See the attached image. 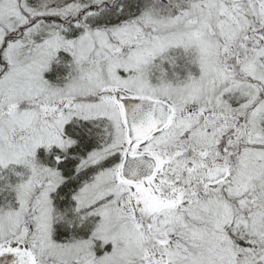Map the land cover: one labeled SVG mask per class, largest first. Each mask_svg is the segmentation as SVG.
Masks as SVG:
<instances>
[{"label":"snow or ice","instance_id":"obj_1","mask_svg":"<svg viewBox=\"0 0 264 264\" xmlns=\"http://www.w3.org/2000/svg\"><path fill=\"white\" fill-rule=\"evenodd\" d=\"M0 264H264V0H0Z\"/></svg>","mask_w":264,"mask_h":264}]
</instances>
